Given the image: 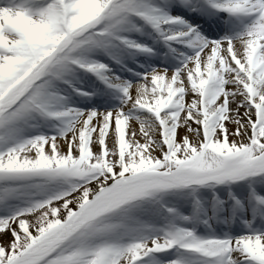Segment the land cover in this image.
I'll use <instances>...</instances> for the list:
<instances>
[{
  "label": "snow or ice",
  "instance_id": "obj_1",
  "mask_svg": "<svg viewBox=\"0 0 264 264\" xmlns=\"http://www.w3.org/2000/svg\"><path fill=\"white\" fill-rule=\"evenodd\" d=\"M0 264H264V0H0Z\"/></svg>",
  "mask_w": 264,
  "mask_h": 264
}]
</instances>
